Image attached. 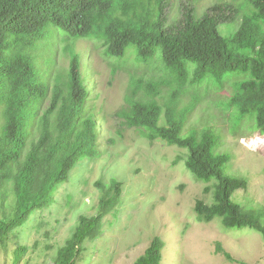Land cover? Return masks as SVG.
<instances>
[{"label": "trees", "instance_id": "trees-1", "mask_svg": "<svg viewBox=\"0 0 264 264\" xmlns=\"http://www.w3.org/2000/svg\"><path fill=\"white\" fill-rule=\"evenodd\" d=\"M156 2L157 11L145 0H0V182L13 181L17 195L13 215L0 217V244L52 200L57 185L68 179L80 159L98 154L100 134L87 107L89 90L79 56L72 54L69 71L51 94V74L41 75L34 68L29 50L38 38H45L46 25L57 29L66 48L69 42L93 37L104 41L107 57L118 56L120 61L149 63L161 50L158 62L180 90L240 76L235 93L222 101L223 111L234 110L229 116L234 132L252 118L253 128L264 134V0L244 1L240 25L228 37L220 25L232 15L223 4L210 7L200 18L188 11L182 28L174 32L165 28L164 0ZM157 92L134 87L118 112L122 123L149 140L187 150L186 166L193 176L212 182L205 188L213 193L212 202H196L201 221L218 217L227 228H251L264 239V209H245L233 198L247 188L248 180L228 172L233 155L219 151L220 136L211 127L186 130L193 108L180 111L166 104L164 110L153 97ZM163 112L166 122L161 124ZM97 185L104 189L98 213L79 218L55 264H77L86 240L96 237L105 216L120 203V181L112 179L108 188L101 181ZM164 247L163 239L155 236L135 264H162ZM218 250L234 260L221 245Z\"/></svg>", "mask_w": 264, "mask_h": 264}, {"label": "rangeland", "instance_id": "rangeland-1", "mask_svg": "<svg viewBox=\"0 0 264 264\" xmlns=\"http://www.w3.org/2000/svg\"><path fill=\"white\" fill-rule=\"evenodd\" d=\"M125 1L132 0H113ZM145 1L157 11L153 4L156 0ZM244 1L164 0L166 28H182L190 10L200 18L210 7L223 4L227 14L232 15L220 25L222 35L228 37L240 25ZM42 32L45 38H38L34 47L35 68L48 69L58 49L50 68V94L55 83L65 78L71 55L78 53L81 57L82 73L90 90L87 105L95 110L101 124L98 154L80 159L68 179L57 185L52 200L34 211L23 227L12 231L0 244V264H55L59 248L71 236L79 218L98 213L104 189L97 182L108 188L112 179L123 184L121 201L105 216L96 237L86 240L77 264H135L157 235L165 244L162 264H264V239L259 232L227 228L218 217L211 222L198 218L196 202H212L213 193L205 191L212 182L198 181L193 176L186 166L187 150L143 137L139 130L122 123L118 114L126 105V95L134 87L140 90V86L159 89L153 97L164 110L166 104L180 111L193 108L186 130L213 128L220 136L219 151L233 155L228 172L248 180L247 188L234 193V200L245 209H264V143H251L263 140L264 134L253 128L252 118L244 119L234 132L229 122L234 110L223 111L222 101L235 93L234 84L241 77L233 76L223 84L209 80L199 87L187 85L180 90L158 59L149 63L120 61L114 59L118 56L105 55L101 40L81 39L69 42L71 46L66 48L57 29L46 25ZM165 122L164 112L161 124ZM16 205L14 182H0V217L12 216ZM218 245L234 260H228Z\"/></svg>", "mask_w": 264, "mask_h": 264}, {"label": "clouds", "instance_id": "clouds-1", "mask_svg": "<svg viewBox=\"0 0 264 264\" xmlns=\"http://www.w3.org/2000/svg\"><path fill=\"white\" fill-rule=\"evenodd\" d=\"M165 28H166V23H165ZM167 29V28H166ZM169 30V29H168ZM179 30V29H178ZM169 31H171V30H169ZM174 32H176V31H174ZM88 38H91V39H97V38H93V37H84V38H79L78 40H81V39H88ZM61 40V39H60ZM98 40H100V39H98ZM77 41V40H76ZM102 41V40H101ZM61 43V42H60ZM103 44H104V41H103ZM104 47H105V45H104ZM58 48V47H57ZM131 49V48H130ZM30 51V54L32 55V57H35V50L34 49H31V50H29ZM159 52H161V54H162V51L161 50H158V52H157V54L159 53ZM56 54H57V50L55 51V53H54V55H53V61L51 62V64H50V66H49V68L48 69H41L40 68V70H38V69H36L35 68V66H34V68L37 70V72L38 73H40L41 75H50L51 74V72H50V68L52 67V65L54 64V62H55V57H56ZM78 56H79V54L78 53H76ZM161 56V55H160ZM160 56H158L157 55V57L155 58V59H159L160 58ZM71 58H72V55H71ZM109 58H112V57H109ZM79 59H80V72H81V76H82V80H83V82H84V84H85V86H86V88H88V90H89V87H88V85H87V83H86V81H85V78H84V76H83V73H82V60H81V57L79 56ZM114 59H120V58H114ZM155 59H153V60H155ZM134 61H138V62H141V60H136V59H133ZM141 63H144V62H141ZM39 64H40V60H39ZM70 64H71V60H70ZM70 64H69V68H70ZM33 65H34V63H33ZM69 71V70H68ZM67 71V72H68ZM67 72H66V74H67ZM66 76V75H65ZM89 94H90V90H89ZM157 94H159V89H158V92H157ZM90 100V95H89V99H88V101ZM87 107H90V108H92L91 106H88L87 105ZM92 110H93V113H94V116H95V110L92 108ZM164 113V112H163ZM163 115V114H162ZM95 119H96V121H97V130H99L100 129V126H101V124H100V126H99V122H98V119L96 118V116H95ZM98 126H99V128H98ZM162 141V140H161ZM168 144V143H167Z\"/></svg>", "mask_w": 264, "mask_h": 264}, {"label": "bare ground", "instance_id": "bare-ground-1", "mask_svg": "<svg viewBox=\"0 0 264 264\" xmlns=\"http://www.w3.org/2000/svg\"><path fill=\"white\" fill-rule=\"evenodd\" d=\"M251 143H253L255 145H259L261 143H264V139L262 140V139L258 138V139L253 140Z\"/></svg>", "mask_w": 264, "mask_h": 264}]
</instances>
